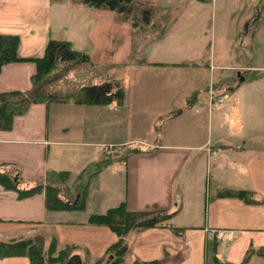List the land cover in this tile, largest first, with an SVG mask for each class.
Segmentation results:
<instances>
[{"label": "crops", "instance_id": "obj_1", "mask_svg": "<svg viewBox=\"0 0 264 264\" xmlns=\"http://www.w3.org/2000/svg\"><path fill=\"white\" fill-rule=\"evenodd\" d=\"M184 3L173 9L177 22L146 45L182 53L137 59L139 70L119 82L122 104L34 103L0 128V168L13 169L21 186L49 172L68 173L69 192L87 183L84 209L65 211L47 210L44 191L22 197L0 185L1 236L49 230L84 261L99 259L119 238L88 218L123 203L130 212L173 213L169 224L179 230L129 234L119 264H264V0ZM92 10L103 9L0 0V33L19 36L20 58L42 55L54 39L93 61L90 29L100 24ZM35 72L31 61L4 65L0 93L29 90ZM105 146L118 154L105 157ZM224 189L250 192L255 203L219 196ZM215 230L233 234L218 240Z\"/></svg>", "mask_w": 264, "mask_h": 264}, {"label": "trees", "instance_id": "obj_2", "mask_svg": "<svg viewBox=\"0 0 264 264\" xmlns=\"http://www.w3.org/2000/svg\"><path fill=\"white\" fill-rule=\"evenodd\" d=\"M61 1V0H54ZM88 6L106 9L116 14H131L134 10V0H84ZM137 14V13H135ZM149 10L140 13V22L144 25L150 22ZM138 18V17H137ZM132 24L135 25V19ZM139 19V18H138ZM19 36L16 34L0 33V71L4 65L31 61L36 65V72L31 78V88L25 92L0 93V128H10L15 115L24 114L34 103H74L87 105H108L113 101L123 102V91H113L115 83L99 80L84 83L82 80L69 82L68 75L75 72L79 66L91 64L88 55L72 47L69 41L50 39L42 55L34 58H20L18 55ZM88 72V71H85ZM79 75V79L89 73ZM99 76V75H98ZM87 78H93L87 76ZM134 149H129V151ZM107 164V163H106ZM66 172H49L44 178L37 180L34 185L24 187L20 185L19 175L11 168H0V185L6 189L15 190L25 197L33 193L45 192V207L52 211L83 210L87 183H81L80 188L69 192L63 185L68 178ZM219 196L236 197L246 203H255L253 195L246 191L221 190ZM173 213L166 212H130L124 204L109 209L103 214L90 215L88 223L108 227L117 235L119 240L109 247L108 253L112 257L105 264H119L128 250L125 238L135 232L149 228L166 227L177 232L179 229L171 227L169 220ZM43 234L24 237L10 241L0 240V258L26 257L30 264H84L83 258L76 252L75 247L67 246L52 255L55 244L45 256L40 250ZM42 239V240H41ZM43 248V247H42ZM41 253L38 255L36 250ZM52 255V256H51ZM133 264H163L158 260L149 262H134Z\"/></svg>", "mask_w": 264, "mask_h": 264}, {"label": "rangeland", "instance_id": "obj_3", "mask_svg": "<svg viewBox=\"0 0 264 264\" xmlns=\"http://www.w3.org/2000/svg\"><path fill=\"white\" fill-rule=\"evenodd\" d=\"M63 3L68 9L73 8L75 10L76 8L86 5L84 0H63ZM184 4V0L183 2L180 0H134L133 8L135 11H137L135 12L137 14H116L106 9L92 10L90 18L97 20V23L100 24L99 26H93L90 29V38L92 41L89 44V51H91L90 55L93 61L91 60L90 65L79 66L75 72L70 73L68 75V81L74 82L82 80L84 83H86L89 80L88 83H91L93 81H99L103 79L114 80L113 83H115V85L113 87V91H115L120 88L122 89V85L119 83L120 81H126L127 75H129L132 71L135 73V71L139 70L138 68H133L137 59H141L143 56H147L148 58L157 56V59L159 57L162 58L165 56L167 59H169L171 56L173 57L176 54L182 53V49H179V47L173 48V46L170 45L168 46L166 45V42L161 44V46H148L149 48H146V45L149 41L159 38V33L163 28L166 27V25L170 26L172 23L174 24L177 22L180 13H178L177 10L174 11L173 9L176 7H181ZM143 10H149L150 12V22L147 25H144L140 22L141 17L139 15ZM134 18H137V20L135 19V27L133 25L134 22L132 21ZM57 34L63 33L56 32V36ZM74 39H76V37ZM111 47L116 48L117 52L109 51V48ZM98 51L103 53L101 54L100 58L97 56ZM112 62H117V64L115 65ZM83 72L89 73L88 75L92 76L93 78H87V75L84 77V79H82L83 76H81L79 79L78 76L83 74ZM141 77H144V80H146V74L142 75ZM210 94H208L209 99L212 97ZM187 95L189 96L187 97V104H189V102H192L194 95L193 93ZM130 133L131 132H129V134ZM117 154L118 153H116V155ZM68 182L69 178L63 180V185L66 188ZM21 234L26 235V233L23 232L6 236L0 235V240L10 241L24 238L25 236L21 237ZM37 234H43V240L41 239L42 245L39 248L40 250L42 249V252L45 256L47 255L48 251L51 250L53 244H55L54 252L51 253L53 256L57 255L59 251L63 250L67 246H73L75 247L76 252L79 251L78 247L74 245L60 244L55 235L50 234L49 230H40L28 237H32ZM108 250L101 258L93 260L90 258L91 260H87L88 262L84 261V264H105L109 257H111L108 253ZM36 251L38 255L41 253L39 250ZM77 253L81 257L83 256L82 253Z\"/></svg>", "mask_w": 264, "mask_h": 264}, {"label": "built area", "instance_id": "obj_4", "mask_svg": "<svg viewBox=\"0 0 264 264\" xmlns=\"http://www.w3.org/2000/svg\"><path fill=\"white\" fill-rule=\"evenodd\" d=\"M103 152L105 157L107 158H111L113 156L116 155V153H118V149L114 146H105L103 148ZM216 239L218 240H222V239H227V238H231L233 232L232 231H228V230H215L213 231Z\"/></svg>", "mask_w": 264, "mask_h": 264}, {"label": "water", "instance_id": "obj_5", "mask_svg": "<svg viewBox=\"0 0 264 264\" xmlns=\"http://www.w3.org/2000/svg\"><path fill=\"white\" fill-rule=\"evenodd\" d=\"M112 257H109V259H111Z\"/></svg>", "mask_w": 264, "mask_h": 264}]
</instances>
